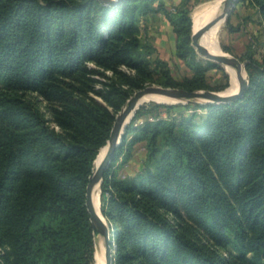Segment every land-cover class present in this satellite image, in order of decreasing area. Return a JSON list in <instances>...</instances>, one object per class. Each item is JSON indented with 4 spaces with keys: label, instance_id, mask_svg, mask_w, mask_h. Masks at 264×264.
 Segmentation results:
<instances>
[{
    "label": "trees",
    "instance_id": "obj_1",
    "mask_svg": "<svg viewBox=\"0 0 264 264\" xmlns=\"http://www.w3.org/2000/svg\"><path fill=\"white\" fill-rule=\"evenodd\" d=\"M241 2L264 24V0ZM157 12L194 70L181 82L165 65L155 79L147 59L140 21ZM192 35L187 9L154 0H0V264L94 263L87 189L117 115L153 84L224 89ZM246 56L250 88L237 100L184 107L191 115L154 105L166 119L137 112L102 187L115 264H264V61ZM141 142L143 170L119 178L116 161Z\"/></svg>",
    "mask_w": 264,
    "mask_h": 264
},
{
    "label": "rangeland",
    "instance_id": "obj_2",
    "mask_svg": "<svg viewBox=\"0 0 264 264\" xmlns=\"http://www.w3.org/2000/svg\"><path fill=\"white\" fill-rule=\"evenodd\" d=\"M154 0L155 9H159L161 2L167 3L169 10L174 11L175 8L187 9L190 12V16L194 22V19L209 8L212 4L217 2V0ZM164 14L162 12L149 13L143 15L140 21L141 27V38L143 44H149L154 47L152 55L147 57L151 62V67L155 72V79H161L162 66L165 65L170 70L174 79L178 82L185 80L187 77H192L194 75V70L191 66L186 64L183 60L179 59L176 55V35L173 26L170 22L162 18ZM194 28V27H193ZM237 29L236 32H231V29ZM175 38V40H174ZM158 44L160 47L163 46L160 52L154 44ZM218 44L220 49L225 55L233 56L238 58L243 64H247V56L253 54L254 58L259 61H264V24L261 23V19L258 16L255 9L249 6H245L241 1L237 4L235 11L232 15L224 22L222 30L218 37ZM166 52V53H164ZM197 53V52H196ZM161 54L165 55L166 58H162ZM196 61L205 67H208L207 80L214 87H223L224 89L217 91L220 93H226L232 87V77L226 69V65H222L210 60L205 59L197 53ZM247 73V70H246ZM248 75V73H247ZM160 86L158 84H153ZM100 84L97 85V89H101ZM229 95V94H228ZM98 101L101 102V98L97 95H93ZM33 98L35 96H32ZM197 103H162V102H150L145 104L143 107H148L151 111L146 117V119H153L155 115L160 118H168L170 113H167L165 109L160 108L158 111L154 112V105H166V106H177L173 109L175 115L178 112H184L188 115L192 114V110L189 108L186 110L184 107ZM202 105V104H198ZM42 109L46 111V104H41ZM180 107V108H179ZM142 108V107H141ZM140 108V109H141ZM139 109V110H140ZM138 110V111H139ZM161 113V115H159ZM200 114L203 112L199 110ZM180 114V113H179ZM133 122V121H132ZM142 124V121L137 123ZM132 125V123H131ZM130 125V126H131ZM53 126H55L53 124ZM128 141L133 138V135H127ZM101 154V153H100ZM146 143L141 142L134 145L132 150V157L125 161L124 155L119 158L115 165L114 170L121 179H126L129 177H136L144 168V162L146 160ZM100 157V155H99ZM98 157V158H99ZM98 160V159H97ZM97 165L95 164L94 173L97 172ZM101 197V209L103 212V204ZM105 217V215L103 214ZM107 223V230L109 237L115 242L112 237L113 225L105 217ZM205 243V241H203ZM98 245L104 247V239L101 235L94 232V263L96 264V254L98 252ZM115 253H116V248ZM224 251L223 253H226ZM4 253L3 247L0 246V256Z\"/></svg>",
    "mask_w": 264,
    "mask_h": 264
},
{
    "label": "water",
    "instance_id": "obj_3",
    "mask_svg": "<svg viewBox=\"0 0 264 264\" xmlns=\"http://www.w3.org/2000/svg\"><path fill=\"white\" fill-rule=\"evenodd\" d=\"M103 5L118 8L125 0H99ZM241 0H224L225 9L219 13L214 19L207 23L199 31L193 28L192 46L196 52L207 60L222 64V65H236L238 69V83L239 90L235 94H226L214 91H187L179 88H166L157 85H151L137 91L123 110L117 115L116 123L113 127L110 139L102 154V160L97 168V172L92 174L87 189V208L91 215V221L94 227V232L101 235L104 239V251L102 253V264H115V249L112 247V239L109 237L107 225L100 219L97 211V201L99 200L101 206L102 187L105 181L106 172L111 168L116 157L117 151L122 147L124 140L128 135L129 127L134 120L138 110L146 103L145 99L149 97H163L172 100V103L192 102L197 104H216V103H230L242 97L250 88V78L246 73V63H242L238 58L228 56L225 54L214 55L201 43L200 37L202 34L209 32L217 25L224 23L235 11L237 4ZM245 71V76L242 72ZM101 155V154H100ZM94 173V172H93ZM101 214L103 215L102 209Z\"/></svg>",
    "mask_w": 264,
    "mask_h": 264
},
{
    "label": "bare ground",
    "instance_id": "obj_4",
    "mask_svg": "<svg viewBox=\"0 0 264 264\" xmlns=\"http://www.w3.org/2000/svg\"><path fill=\"white\" fill-rule=\"evenodd\" d=\"M225 9V2L224 0H217L214 4H212L209 8H207L205 11H203L201 14H199L193 22V27L195 31H199L202 29L207 23H209L214 17H216L219 13H221ZM224 23H221L211 29L209 32L204 33L200 37L201 43L210 51V53L214 55H222L224 54L223 51L220 49L218 44V37L222 30ZM227 71L232 77V87L226 92V94H235L239 90V83H238V69L237 66L232 65H226L225 66ZM243 76H245V71L242 72ZM224 93V92H223ZM146 103L150 102H162V103H172V100L163 98V97H149L145 99ZM102 154H104V150L102 151L101 155L98 160L96 161L97 167L99 166L101 160H102ZM101 206L99 203V200L97 201V211L100 219L103 221L105 225L106 219L101 214ZM104 251V247L102 245H98V252L96 254V264H102V253Z\"/></svg>",
    "mask_w": 264,
    "mask_h": 264
},
{
    "label": "crops",
    "instance_id": "obj_5",
    "mask_svg": "<svg viewBox=\"0 0 264 264\" xmlns=\"http://www.w3.org/2000/svg\"><path fill=\"white\" fill-rule=\"evenodd\" d=\"M174 1H175V0H174ZM174 1H173V2H174ZM165 4H166V7H167V6H168L167 3H165ZM167 8H168V7H167ZM162 18L165 19L166 17L163 16ZM165 20L167 21V19H165ZM174 40H175V38H174ZM154 45H155V47H156L160 52H162V51H161V50H162L161 48H163V46L160 47V46H159L158 44H156V43H155ZM160 49H161V50H160ZM164 53H166V52H164ZM161 56H163L162 58H166V56L163 55V54H161Z\"/></svg>",
    "mask_w": 264,
    "mask_h": 264
}]
</instances>
